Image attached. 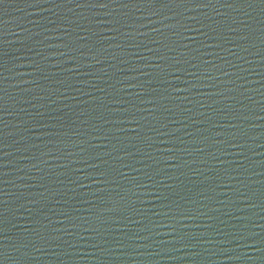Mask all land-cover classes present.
Instances as JSON below:
<instances>
[{"label": "water", "instance_id": "water-1", "mask_svg": "<svg viewBox=\"0 0 264 264\" xmlns=\"http://www.w3.org/2000/svg\"><path fill=\"white\" fill-rule=\"evenodd\" d=\"M240 2L243 3V0ZM155 7L161 9L162 6ZM239 7L226 9L216 5V9H212L190 4L187 9H164L160 15L149 17L146 15L149 10L136 9L134 4H129L128 8L110 5L107 9L89 6L77 8L75 4L63 0H54V3L51 0H39V3L37 0H5L0 4V41L4 42L3 50L6 53V68L2 75L7 77L0 85L7 89V112L0 113V118L7 122V126L0 123V129L3 130V142L8 145L0 147L3 152L9 153L2 161L6 166L0 169V180L7 181L6 184L0 183V188L8 193L7 196H0V199L8 201L3 210L7 212V207L10 209L9 223L6 225L8 232L4 234L9 239H0V243L7 244L6 249L0 248V252H7L5 264H261L264 253L257 250L262 247L259 235L249 240L247 247H238L234 239L248 232L264 236V201L260 197L261 191H264V119H259L264 116V14L259 9ZM205 13L211 18L206 20L207 23L227 21L233 28L241 29L239 32L227 33L221 24L222 31L230 41L223 43V48L230 51L203 48L199 42L206 38L198 32H184L183 37H179L172 33L182 29L165 27L167 24L175 25L177 21L192 25L195 22L188 20V17L205 19ZM164 16L171 19H163ZM233 18L238 23L232 24ZM114 19H119L123 26L95 23ZM149 20L154 23L149 24ZM141 24L147 27H139ZM89 27L92 31L86 32L85 29ZM113 27H120V32L110 31ZM153 28L160 31L154 32ZM137 32L147 35L141 36ZM79 36L87 37V40H80ZM241 36H248V39H239ZM173 41L187 45V48L180 47L176 52H169L163 47L164 44L171 45ZM68 42H75L72 46L78 50L73 52L64 47ZM149 48H159L161 52L178 59L198 56L202 52L212 53L204 56L212 63L207 69L197 72V77H189L186 73L177 75L192 83L214 84L216 87L173 92L174 97L180 98L171 101L161 99L160 103L178 115L177 118L170 116L168 121L165 119L168 114L161 110L156 113L160 121L157 123L150 115V112L156 111L153 105L140 103L148 96L136 98L129 93L134 94L139 89L125 87L127 84L152 80L149 76L141 75V72L155 76L161 71L157 67L147 66L148 63H158L153 58L156 53L150 52ZM180 52L185 56L181 57ZM72 56L77 57L76 61L70 60ZM141 57H147L148 60ZM96 60L101 63H96ZM34 64L44 71L34 73ZM76 64L85 67L76 69ZM130 68L138 70L131 72ZM133 77L138 79L127 80ZM165 78L171 79L167 74ZM33 80L36 84L32 83ZM57 81L73 83L81 91L75 88L67 90L65 85ZM175 84L185 87L180 81ZM188 86L191 87V84ZM145 87H155L162 92L169 86L152 80V84ZM217 91L222 95H216ZM185 96L188 98L184 99ZM114 99L130 100L137 107L147 109L141 113L147 117V121L157 128L168 124V128L161 131L171 132V138L175 141L168 136L157 137L148 127L140 128L130 118L117 119L125 114L109 113L107 109L130 105L112 104ZM182 109L189 111L181 116L179 113ZM99 112L112 118L115 123L105 124L96 118ZM230 112L241 117L254 116L250 120H236L231 115L220 114ZM55 116H62V123L71 127L34 126L37 122L55 124L56 121L52 119ZM137 118H140L139 114ZM174 119H180V122H171ZM147 121L141 119L140 123L146 125ZM108 128H111L109 139H104L103 131ZM96 129L102 131L97 132ZM49 131L67 132L68 136L60 137L68 141L67 147L49 143V140L57 139L56 136H46L45 132ZM73 132L82 135L76 137L72 135ZM138 132L153 137L156 147L149 148L141 143L137 139ZM243 133L247 135L241 139ZM233 136L236 138L233 139ZM115 137H119V140ZM82 141H91L97 146L95 151L101 155L113 147L118 149L113 152V156L123 157L118 163L130 162L134 168L141 169L135 172L125 168L129 178L139 176L143 183H149L144 172L152 175L154 180H161V176L155 175L157 168L177 163L184 165L179 170L169 167L168 174L178 179L165 180L164 183L174 186L182 184L181 195L186 198L176 199L185 207L192 208L197 218L184 220L181 231L177 224L178 231L171 233L164 225L170 223L172 215L178 214L169 212L168 216H155L154 211L168 212V209L159 208L155 196L145 194L151 191L150 188L137 189L135 182L127 184V181L124 187L131 189L128 192L110 188L107 192L94 195L96 188L102 186L80 188L79 183H90L83 178V173L74 171L83 165L71 163L67 169L60 165L80 160V149L89 148V144ZM130 141L137 143L136 146L132 147ZM223 141L243 144L244 147H232ZM174 145L187 151L172 156L169 149ZM198 148L204 151L197 152ZM126 152H132L134 156L127 157ZM61 156L66 159H58ZM150 157H155L156 161ZM177 157L182 159L177 161ZM102 159L111 160L112 157ZM181 172L185 174L181 175ZM73 180L77 183H70ZM41 184L51 188L57 195L49 201L34 204L33 200L40 199L37 193L45 190L40 187ZM236 188H240L243 195L234 193ZM200 192H204V196H199ZM249 194L251 200L246 199ZM98 196L114 199L123 196L132 202L136 211L127 214L108 213L107 216L116 219L100 227L89 212L92 204L85 203H99ZM188 197L198 203H188ZM195 209L199 211L195 212ZM62 211H68L69 215L80 219L69 221L60 214ZM37 218L40 223L34 225L32 220ZM73 224L82 227L74 228ZM32 228H36L40 236L35 233L29 236L26 229ZM93 228L97 230L93 231Z\"/></svg>", "mask_w": 264, "mask_h": 264}, {"label": "snow or ice", "instance_id": "snow-or-ice-1", "mask_svg": "<svg viewBox=\"0 0 264 264\" xmlns=\"http://www.w3.org/2000/svg\"><path fill=\"white\" fill-rule=\"evenodd\" d=\"M5 0H0V4H3ZM39 3V0H37ZM44 2H50V0H44ZM51 2L54 3V0H51ZM63 2L69 3V4H75L77 8L82 7V6H89L92 8H100V9H107L109 8L110 5H119L122 8H128L129 4H134L136 5V9H144V10H149L146 12L147 16H158L160 15V12L164 9H173V8H184L187 9L188 5H196L199 7H204V8H212L216 9V5H221L226 9H235L237 5H239V8H252V9H259L261 14H264V0H243V3L240 2V0H63ZM156 5H161V9H157L155 6ZM72 10V9H69ZM205 19H201L195 16L188 17V20L194 21L195 23L192 25H186L183 24L179 21L175 25L173 24H167L165 27H169L172 29L180 28L182 31H173L174 36H179L183 37L184 32H198L201 36L205 37L207 41H213V43H206L205 41H200L199 43L202 45L203 48H221L222 50L225 51H230L229 49H224L223 48V43H228L229 38L224 34V32L221 29V24H223V28L226 29L227 33H233V32H239L241 31L240 28H233L231 24H228L227 21H212L211 23H207L206 20H210L211 18L207 16V13L204 14ZM163 19H171V17L164 16ZM158 22V21H155ZM95 23L97 24H103V23H110L113 25H120L121 21L119 19H114L112 21H96ZM149 24L154 23L153 20L148 21ZM238 21L233 18L232 19V24H236ZM178 25V27H176ZM215 25V26H214ZM139 27H147V25L141 24ZM112 32L119 33L120 32V27H113L109 29ZM86 32H91V28L89 27L88 29H85ZM152 31L154 32H159L160 29L158 28H153ZM95 35V33H93ZM138 35L141 36H146L147 34L144 32H137ZM264 35V33H262ZM80 40H87V37L84 36H79ZM239 39L242 40H247L248 36H241ZM264 42V41H262ZM3 41H0V85H3L4 81L7 79V77H4L2 75L3 70L6 68V61L4 60V56L6 53L3 50ZM75 44V42H68L65 43L63 46L66 48H70L71 51L75 52L78 49L76 47H73L72 45ZM171 45H175L174 47ZM170 44H164L163 47L167 49L169 52H176L178 48L184 47L187 48V45H181L178 41H173ZM119 46V45H118ZM135 47H139V45H134ZM150 52H155L156 55H153V58L155 61H158V63H155L154 65L152 63H148L147 66L149 67H157L161 71L157 73L155 76H153L152 73H145L141 72V75L143 76H149L152 78V80H156L158 83L162 84H167L169 87H165L163 91L161 92L159 89L155 87H145V85H151L152 80H145L140 83H135V84H127L125 85L126 88H132V89H139L138 92L136 93H129V95H134L136 98H139L141 95H146L148 98L146 100H140L141 104H151L153 105V108L156 109L155 112H150V115H152L153 119L157 121V123H160V121L157 119V112H160L161 110L164 113H167L168 115L165 117L166 120L170 121V116L171 117H176L177 118V112H173V110L166 105L160 103V100H175L179 99V96H173V92H191L193 88H199V87H209V88H215L216 85L214 84H201V83H192L188 79H184L183 76L177 75L178 73H186L189 77H197V72L202 71V69H207L208 65H210L212 62L210 60L204 59L205 55H211L212 53L210 52H202L200 55H190L188 56L187 59H178L176 56H169L167 53L161 52L159 48L156 49H148ZM200 49H193V51H199ZM82 55H84L82 53ZM179 55L181 57L185 56L183 52H180ZM77 57L72 56L70 57L71 61H76ZM143 60H148L147 57H141ZM193 61H199V63H193ZM96 63H101L100 60H96ZM124 63H128V61H125ZM76 69L85 67V65H80L76 64ZM190 69H195V71H192ZM71 71V69H69ZM137 68H130L129 71L135 72L137 71ZM33 71L34 73H39L43 72L44 69L42 67L36 66L35 64L33 65ZM207 72V71H203ZM87 74V73H85ZM165 74L167 76L171 77V79H166ZM127 77V76H126ZM163 78V79H161ZM138 77H133L132 79H127V80H137ZM198 79V78H197ZM180 81L182 82L185 87H177L175 82ZM33 84H36V81H32ZM57 83L65 85L67 90H71L75 88V85L73 83H70L68 81H57ZM234 83V82H233ZM191 84V87L188 85ZM39 87V85H37ZM171 89V91H169ZM76 91H81L79 88H75ZM28 91H32L31 89H28ZM216 95H222L219 91L216 92ZM5 96H7V89L3 86H0V113L7 112V107L5 106ZM65 98H70V97H65ZM188 97L185 96L184 99H187ZM74 99V97H73ZM55 103V101H53ZM112 104H117V105H123V104H129V107H121L118 109H107L109 113H123L125 115L121 117H116L117 119H125V118H130L132 121L136 122L137 125L140 128L148 127V130L151 132L156 133L157 137L160 136H168L170 137L171 140H174L172 137L171 132H166V131H161V129H167L168 124H162L161 127H155L152 125L151 121H147V117L143 116L141 113H144L145 111H148L147 109L144 108H139L135 104H133L130 100H120V99H114L111 101ZM40 107H44V105H40ZM135 109V111H133ZM189 111L187 109H182L179 115L183 116L184 112ZM264 111V109H262ZM138 114L140 115V118L138 119L137 116ZM221 115H231L233 119L236 120H250L254 115L250 116H239L235 112H230V113H220ZM39 115H42L40 113ZM100 120H103L105 124H111L115 123V121L110 118L109 116L105 115L103 112H99V115L96 117ZM33 119H35L33 117ZM54 121H56L55 124L53 123H48V124H40L39 122L35 123L34 126H38L39 128H61V129H67L70 128L71 125H68L66 123H62L64 118L62 116H55L52 118ZM143 119L147 121V124H141L140 120ZM259 119H264V116L259 117ZM171 122L179 123L180 119H174ZM0 123L4 124L7 126V122L4 121L2 118H0ZM232 127H236V125H232ZM122 130V129H121ZM97 132H101L102 129H96ZM111 132V128H108L106 131H103L104 133V139H109V133ZM46 136H56V140H49V143H54V144H64L65 147H67L68 141L61 139L60 137L63 136H68L67 132L61 133V132H45ZM72 135L79 137L82 135L80 132H73ZM191 135V133H189ZM247 133H243L241 135V139L246 136ZM236 137L233 136V139ZM71 137L69 136V141ZM115 139L119 140V137H115ZM137 139L147 145L149 148H155L156 144L153 141V137L147 136L141 132L137 133ZM205 140L207 138H204ZM4 137H3V130L0 129V145H5L8 146L3 142ZM111 143V140H109ZM82 143H88L89 148H81L80 152L82 153V156L79 161H69L67 163L61 164V168L67 169L71 163H78L83 165V167H78L75 168L74 171L78 173H83L84 176L83 178L85 180H89L90 183H79V187L82 189H91L93 185L96 186H102V187H97L96 192L93 193L94 195L96 193H103L107 192L110 188H120L125 192L131 191V189L124 187L127 181V184H132L135 182V187L137 189H151V191L146 192V195H154L155 200L159 202L158 207L163 209L167 208L168 212H161V211H154L155 216H168L169 212H174L177 213L178 215H172L170 217V223L167 225H164L165 227H168L171 230V233H176L178 231L177 229V224L180 225L179 231L183 226V221L184 220H190V219H196L197 215H194L193 212L194 210L189 207H185L182 205L176 197H179V200H185L186 196L181 195V192L183 189L180 187L182 184L178 185H173V184H166L164 183L165 180H172V179H178V177H175L174 175H169L168 174V168L169 167H174L177 170L181 169L184 167L182 164H175V165H170L169 167H159L157 168L155 175L156 176H161V180H154L153 176L150 175L148 172H144V176L147 177L149 183H143L140 182V177L139 176H132L129 178L128 173L124 171L125 168L131 169L132 171L135 172H140L141 169L139 168H134L132 163H123L119 161L123 160V157L116 155L113 156V152H117L118 149L115 147L112 148L111 151H105L103 155H101L100 152H96L95 149L97 148L96 145L92 144L91 141H82ZM195 143V140L193 141ZM223 143H227L228 145L232 147H238V148H243V144H229V141H223ZM132 147H135L137 143L135 142H129ZM124 147H127L128 145H123ZM35 147V145H33ZM91 149V151L89 150ZM187 149L185 148H180L176 145L173 146V148L169 149V153L172 156H177L178 152H185ZM197 152H203V148H198L196 149ZM0 153H3L2 156H0V169H3L6 165L2 162L3 157L9 155L7 152H3V148L0 147ZM69 155H72L69 153ZM125 156L127 157H133L134 153L132 152H126ZM102 157H112L111 160L107 159H102ZM27 159H34L35 157H26ZM153 159V161H156L155 157H150ZM247 159V157H245ZM58 159H66L65 157L61 156L58 157ZM182 159V157H177V161ZM110 161H113V163H110ZM35 167V165H33ZM149 168L152 167V165H148ZM185 173L181 172V175H184ZM0 183H7V181L0 180ZM60 183H63L62 181ZM72 184H76L77 181L73 180L70 181ZM40 187L44 188L45 190L43 192L37 193V195L40 197L38 200H33L32 203L34 204H39L43 201H49L51 199H54V197L57 195L55 191H53L51 188L47 187L46 185L41 184ZM247 187V185H245ZM177 188L180 190L177 191ZM234 193L243 195L241 193L240 188L234 189ZM8 193L4 191V189L0 188V196H7ZM199 196H204V192H200L198 194ZM261 200L264 201V191H261L260 193ZM209 199L211 197H208ZM99 200V203L93 204L92 201H85V203L92 204V207L89 209V212L91 214V217L93 220L98 222L100 227H104L109 223V220H115V217H110L107 216L106 214L108 213H123L127 214L132 211H136L132 207V202L127 200L125 197L121 196L119 199H114L112 197H97ZM246 199L251 200L252 197L249 194ZM59 201H57L58 203ZM143 203V201H141ZM188 203L196 204L198 203L197 200H192L190 197H188ZM223 203V202H221ZM231 203V202H230ZM8 204L7 200L0 199V239L3 240H8L9 237L4 235L6 232H8V229L6 225L9 223L8 220V213L10 209L7 207V212L4 211L3 209L5 206ZM107 204H111V207L106 206ZM175 206V207H173ZM255 207L256 205H252ZM23 207V205H21ZM199 209H195V212H198ZM218 211V210H217ZM62 216H64L67 220L72 221V220H78L80 217H73L72 215H69L68 211H62L60 213ZM201 215H206V213H201ZM147 218V217H145ZM209 219H214V217H209ZM239 219L244 220L245 218L239 217ZM32 223L34 225L39 224L40 221L39 219H33ZM133 223H137L136 221H133ZM74 228L82 227V225L79 224H73L72 225ZM208 227H212L211 225H208ZM247 227V225H245ZM87 230V229H86ZM93 231H96L97 229L93 228ZM107 230V229H106ZM53 231H58V229H53ZM26 232L29 234V236L32 235V233H35L37 236H40V232L36 228L32 229H26ZM257 235H259V242L262 247H259L257 250L261 253H264V236H261L260 234L254 233V232H248L247 234H242L236 239L237 241V246L238 247H247L248 246V241L251 239H254ZM41 239H44V237H40ZM142 239H147V237H143ZM183 239V237H181ZM162 243H164L162 241ZM95 247V245H93ZM189 246V245H185ZM0 248H7V244L0 243ZM0 257H3V259H0V264H5L7 260V252H0ZM175 258V257H172ZM261 264H264V256L261 257Z\"/></svg>", "mask_w": 264, "mask_h": 264}]
</instances>
